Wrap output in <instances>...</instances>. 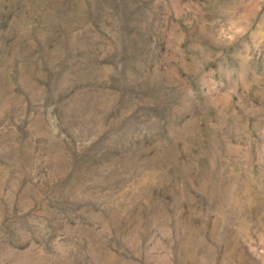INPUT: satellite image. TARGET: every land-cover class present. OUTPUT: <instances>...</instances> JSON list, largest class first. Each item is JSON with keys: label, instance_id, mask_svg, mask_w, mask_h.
I'll use <instances>...</instances> for the list:
<instances>
[{"label": "rangeland", "instance_id": "rangeland-1", "mask_svg": "<svg viewBox=\"0 0 264 264\" xmlns=\"http://www.w3.org/2000/svg\"><path fill=\"white\" fill-rule=\"evenodd\" d=\"M0 264H264V0H0Z\"/></svg>", "mask_w": 264, "mask_h": 264}]
</instances>
